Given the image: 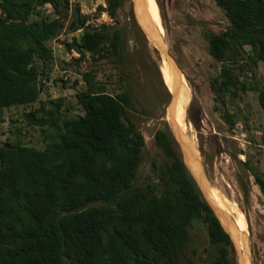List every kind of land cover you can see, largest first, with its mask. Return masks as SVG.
Wrapping results in <instances>:
<instances>
[{"label":"trees","instance_id":"obj_1","mask_svg":"<svg viewBox=\"0 0 264 264\" xmlns=\"http://www.w3.org/2000/svg\"><path fill=\"white\" fill-rule=\"evenodd\" d=\"M215 1L230 20L223 32L208 34L210 52L222 64L212 81L216 99L257 90L264 109V88L238 75L246 71L245 54L254 64L264 61V0ZM48 4L54 16L42 12ZM122 5L107 1L111 17ZM70 17L72 32L82 30L67 44L80 55L74 62L89 56L94 63L82 73L86 88L77 93L84 114L65 116L59 103L42 104L25 117L42 129L43 148L21 140L0 145V264H182L196 220L218 248L213 264H232V237L201 195L171 133H156L165 157L158 181L136 183L146 149L129 116L136 101L130 90L107 92L94 67L110 54L123 60L122 27L86 25L78 5L70 14V0H0V108L39 100L43 70L36 61L51 59L49 41ZM225 115L233 118L230 111ZM253 175L264 193L263 174Z\"/></svg>","mask_w":264,"mask_h":264},{"label":"rangeland","instance_id":"obj_2","mask_svg":"<svg viewBox=\"0 0 264 264\" xmlns=\"http://www.w3.org/2000/svg\"><path fill=\"white\" fill-rule=\"evenodd\" d=\"M107 1L70 0V14L78 5L81 14L86 16V25L100 27L106 23L124 30L123 60L115 61V55L110 54L100 58L94 67L97 79L107 92L119 94L130 90L136 101L137 110H131L129 116L146 140L136 183L158 181L165 157L156 144V133L159 130L171 133L203 198L212 200L210 195L214 193L225 198L229 205L218 200L212 202L217 208L222 206L229 210L232 218L239 222L242 234L237 231L238 239L231 232L232 264H264V193L253 175L258 172L264 176V109L259 100L260 92L238 89L237 96L216 99L217 93L212 88V81L219 75L222 64L210 52L208 34L226 30L230 25L226 12L215 0H144L145 13L151 14L159 23L163 32L154 24L156 32L190 88L181 137L170 109L173 98L165 76V70L170 71V68L165 55L150 40L141 24L140 0H123L114 18L107 9ZM41 10L45 15L54 16L49 4ZM71 19L62 33L49 41L51 59L36 61L43 70L39 100L30 105L0 108V145L21 140L27 145L43 148L46 141L42 129L29 124L25 117L26 112L35 111L42 104L50 108L59 103L65 116L84 114L77 93L86 88L82 73L90 70L94 63L89 53L80 65L74 62L80 55L69 50L67 44L74 37L78 38L82 30L72 32L68 27ZM246 50L249 52L250 47ZM243 58L246 71L238 74L240 81L258 83L263 89L264 61L254 64L246 54ZM226 111H230L232 119L226 117ZM177 116L181 117L180 111ZM187 140L192 143L201 168ZM154 161L159 167H155ZM230 205H235L242 214L244 224L235 210L229 209ZM218 253V248L210 243L204 225L196 220L182 264H213Z\"/></svg>","mask_w":264,"mask_h":264},{"label":"bare ground","instance_id":"obj_3","mask_svg":"<svg viewBox=\"0 0 264 264\" xmlns=\"http://www.w3.org/2000/svg\"><path fill=\"white\" fill-rule=\"evenodd\" d=\"M141 2V5H142V10H141V13H139V19L141 20V24L143 27H145L144 29H146L147 33L149 34L150 38L151 36L152 37H155V42H153V39H151V41L155 44H157L159 46V48L161 49V51H164L165 50V47H164V44H162V40L160 39L159 35H157L156 33V29H155V26L154 24H156L159 28V30L161 32H163L162 28L160 27L159 23L157 22V20L155 19V17H153L151 14H146L145 13V7H144V0H140ZM162 44V45H161ZM165 55V54H164ZM166 57V56H165ZM166 62L168 64V67L170 68V71H168L166 68L165 70V76H166V79L168 81V85L171 87V90L173 91L176 87H178V96H177V104L176 105H172V110H171V113L173 116H175V128H176V131L179 133V135L181 136V134L184 132V127H185V121L183 120L184 119V109H185V105H187V102H188V99H189V96H190V88L187 84V82L185 80H183L181 74L179 73V81L176 82L175 81V77H174V66H173V63L170 62L167 57H166ZM165 63V62H164ZM168 68V69H169ZM178 83V85H177ZM177 85V86H176ZM180 111V114H181V117H178L177 114L178 112ZM177 112V113H176ZM183 130V131H182ZM182 137V136H181ZM188 141V140H187ZM193 142V141H192ZM187 144V143H186ZM188 147L190 148V151L196 161V163L198 164V166L201 168V164L196 156V153H195V149L192 145V143L190 141H188ZM195 145V144H194ZM183 148L184 150L186 151V145H185V142H183ZM197 148V147H195ZM191 167V166H190ZM192 169V168H191ZM193 170V169H192ZM202 176V174H200ZM214 192V191H213ZM211 197V201H213L215 203L216 200L218 201H221L223 204L225 205H229V203L227 202V200L221 196H217L214 194H211L210 195ZM212 202V203H213ZM216 205V204H215ZM224 205V206H225ZM232 206L231 208H229L231 211L232 209L235 210V214L237 216H239L243 222V224L245 223V219L244 217L242 216L241 213H239V211L237 210V208L235 207V205H230ZM218 208L224 213V215L221 216V220H223L222 222L226 223L230 228H231V232L232 234L235 236L236 239H238V235H237V231L238 233H241V228H240V225H239V222L238 220L235 221V224L238 228V230H236L232 223L229 222V219L227 217V215L229 216L231 213L229 210L225 209L224 207L222 206H218ZM231 216V215H230ZM242 234V233H241Z\"/></svg>","mask_w":264,"mask_h":264},{"label":"water","instance_id":"obj_4","mask_svg":"<svg viewBox=\"0 0 264 264\" xmlns=\"http://www.w3.org/2000/svg\"><path fill=\"white\" fill-rule=\"evenodd\" d=\"M157 34V33H156ZM158 35V34H157ZM149 36V35H148ZM150 38V37H149ZM151 39H153V42H155V37H152L151 36ZM150 39V40H151ZM155 46L157 47V48H159L158 47V45H156L155 44ZM159 50H161L160 48H159ZM163 52V54H165V56L167 57V59L170 61V62H172L173 63V66H174V77H175V81L176 82H178L179 81V73H181V71H180V69H179V67L177 66V64L175 63V61L173 60V58L168 54V52L166 51V50H164V51H162ZM177 85H178V83H177ZM176 85V86H177ZM178 87H176L173 91L172 90H170V92H171V94H172V98H173V102H172V104H171V110H172V105L174 104V105H176L177 104V96H178ZM186 163V165H187V162H185ZM187 167H188V165H187ZM189 168V167H188ZM209 204H210V206L212 207V209L214 210V212H215V214L218 216V218L221 220V216L222 215H224V213L219 209V208H217L216 207V205L214 204V203H212V201L211 200H209L208 199V201H207ZM225 216V215H224ZM227 217H228V219H229V222L230 223H232V225H233V227L236 229V230H238V228H237V226H236V224H235V220L232 218V216H228L227 215ZM221 222H222V220H221ZM222 224H223V226H224V228L226 229V231L228 232V233H230V235H231V229H230V227L228 226V225H226V224H224L223 222H222ZM232 237V236H231ZM233 239V238H232Z\"/></svg>","mask_w":264,"mask_h":264}]
</instances>
